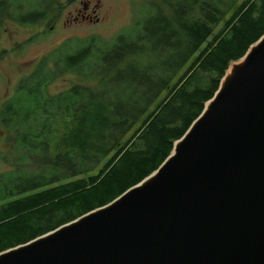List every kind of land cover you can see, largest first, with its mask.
<instances>
[{"label": "trees", "instance_id": "trees-1", "mask_svg": "<svg viewBox=\"0 0 264 264\" xmlns=\"http://www.w3.org/2000/svg\"><path fill=\"white\" fill-rule=\"evenodd\" d=\"M161 1L167 13L150 8L128 34L62 44L17 85L11 110L2 108L15 170L0 177V253L107 205L154 172L230 63L264 35V0ZM67 73L98 88L47 95V83ZM23 164L57 169L60 179L21 177Z\"/></svg>", "mask_w": 264, "mask_h": 264}, {"label": "water", "instance_id": "water-1", "mask_svg": "<svg viewBox=\"0 0 264 264\" xmlns=\"http://www.w3.org/2000/svg\"><path fill=\"white\" fill-rule=\"evenodd\" d=\"M240 60L154 172L0 264H264V35Z\"/></svg>", "mask_w": 264, "mask_h": 264}, {"label": "rangeland", "instance_id": "rangeland-1", "mask_svg": "<svg viewBox=\"0 0 264 264\" xmlns=\"http://www.w3.org/2000/svg\"><path fill=\"white\" fill-rule=\"evenodd\" d=\"M40 1L42 0H29V7L36 8ZM50 2L51 4L49 0H43L40 4L44 5L46 13L43 25L19 26L11 23L6 27L5 22L4 30L0 31V106L10 97L13 99L17 85L32 74L38 60H43L65 42L90 37L101 41L111 40L118 35L128 34L135 24L139 26L152 7L167 13L161 0H50ZM152 4L153 6L149 7ZM85 6V15L89 20L83 21L79 17L72 21L77 11ZM219 28L220 26L217 27ZM73 50L71 48L70 53ZM241 61L230 63L227 70ZM50 70L51 68L48 67V72ZM180 74L181 72L178 76ZM75 86L98 88L97 82L92 79L67 73L47 83L45 91L47 95L54 96ZM13 158L9 140L6 141V131L0 125V177L3 178L14 172ZM23 165L18 173L21 177L27 178L38 174L43 176L39 177L42 180L54 179V177L60 179L61 172L57 169L52 168L49 173L43 165L40 169L37 165Z\"/></svg>", "mask_w": 264, "mask_h": 264}, {"label": "flooded vegetation", "instance_id": "flooded-vegetation-1", "mask_svg": "<svg viewBox=\"0 0 264 264\" xmlns=\"http://www.w3.org/2000/svg\"><path fill=\"white\" fill-rule=\"evenodd\" d=\"M55 1V0H53ZM43 2L40 1L38 6L36 8L29 7V0H0V31L4 30L5 22L7 24L6 27H8L9 24L14 23L19 26H28L31 24V26H40L44 23V17H45V8L44 5H40ZM36 4V5H37ZM39 5L41 7H39ZM86 12V6L83 7L81 10H78L75 17H72L73 20H77L79 17L81 20H89V17L85 15ZM32 19V22L29 23V19ZM71 18V16H70ZM4 25V26H3ZM3 27V28H2ZM41 60H38L36 65ZM10 99L5 100L1 106H0V113L3 107H5V110H8V112L11 110L10 108L7 109L8 103L10 102Z\"/></svg>", "mask_w": 264, "mask_h": 264}]
</instances>
